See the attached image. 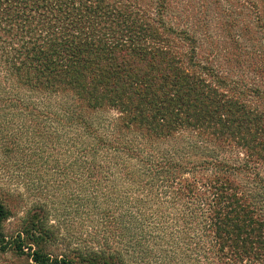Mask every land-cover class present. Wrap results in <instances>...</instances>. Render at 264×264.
<instances>
[{
    "label": "trees",
    "instance_id": "16d2710c",
    "mask_svg": "<svg viewBox=\"0 0 264 264\" xmlns=\"http://www.w3.org/2000/svg\"><path fill=\"white\" fill-rule=\"evenodd\" d=\"M0 168L33 264H264V0H0Z\"/></svg>",
    "mask_w": 264,
    "mask_h": 264
},
{
    "label": "rangeland",
    "instance_id": "374dc122",
    "mask_svg": "<svg viewBox=\"0 0 264 264\" xmlns=\"http://www.w3.org/2000/svg\"><path fill=\"white\" fill-rule=\"evenodd\" d=\"M34 194L33 190L27 188L22 180L15 177L13 171L9 172L7 169L0 168V199L15 213V216L11 217L6 223L5 228L7 232L10 233L15 229L19 219L21 220L26 216L36 200H41V198H34ZM49 219L53 225L61 227L60 233L63 235V238L66 237L65 241L60 242L59 245L66 246L70 242V246H73V242L81 234L77 225L70 220L71 218L68 220L61 214H53ZM81 237L84 238V236ZM25 252H28L27 249H25ZM0 264L33 263L26 255H18L12 251H0Z\"/></svg>",
    "mask_w": 264,
    "mask_h": 264
}]
</instances>
